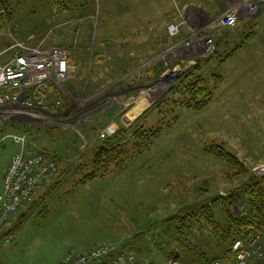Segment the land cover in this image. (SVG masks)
Wrapping results in <instances>:
<instances>
[{
  "label": "rangeland",
  "instance_id": "374dc122",
  "mask_svg": "<svg viewBox=\"0 0 264 264\" xmlns=\"http://www.w3.org/2000/svg\"><path fill=\"white\" fill-rule=\"evenodd\" d=\"M248 4L249 0H64V5L56 0H0V62L11 58L9 48L16 42L53 30L45 45L66 48L75 69L63 85L66 92L54 88L47 94L50 108L41 113L47 120L32 127L29 136L57 163V158L62 161L65 176L54 179L32 212L11 223L14 241L0 250L6 264H56L71 248L86 252L103 244L131 251L142 261L168 264V255L178 245L172 240L176 229L170 219L184 215L186 206L227 196L246 182L238 169L205 152L210 140L243 162L250 174L264 177V71L256 67L264 64L259 57L245 56L264 41V4L254 16L247 13ZM233 10L240 11L241 23L232 31L214 32L222 39L220 43L214 37L216 53L205 59L189 57L183 48L203 36L192 33L201 30L198 22ZM172 24H182L176 37L169 35ZM228 54L232 56L224 64ZM199 63L210 88L215 76L234 77L253 67L263 81L258 87L233 83L226 89V115L219 120L220 133L226 136L219 135L220 140L207 123L212 103L196 112L175 107L167 98L172 82ZM159 65L161 75L149 79L148 71ZM173 70L176 77L171 79L166 74ZM144 99H149V107L128 121V114ZM112 123L117 128L111 136L121 134L114 139L122 144L120 159L126 158V165L120 169L112 162L92 170L93 155L110 137L102 139L101 134ZM26 131L11 123L0 129V188L4 170L21 149L9 135ZM145 131L148 144L141 146L135 138ZM58 170L59 165L55 174ZM93 172L98 178L88 180ZM229 209L233 217H250L248 204ZM216 211L218 220L225 222L220 208ZM198 232L199 227L194 228L192 247H199ZM249 237L256 239L259 250L251 264H264V237L252 232L243 240ZM202 241L215 245L210 238L200 239L203 251L208 247ZM230 244L221 249L220 258Z\"/></svg>",
  "mask_w": 264,
  "mask_h": 264
},
{
  "label": "built area",
  "instance_id": "2783aa9c",
  "mask_svg": "<svg viewBox=\"0 0 264 264\" xmlns=\"http://www.w3.org/2000/svg\"><path fill=\"white\" fill-rule=\"evenodd\" d=\"M249 1L251 4L246 6V10L249 15L254 16L260 9V4H264V0ZM241 19L239 10L222 14L212 21L204 18L198 22L201 30L196 28L192 32L194 35L203 34V36L189 42L183 49L188 51L186 54L189 57L195 56L198 59L214 55L217 48L214 32L219 29L234 30L241 23ZM181 27L182 24L170 25L169 35L178 36L181 33ZM52 32L53 30L42 37L30 35L25 40L16 42L9 48L11 58L6 62H0V129L10 123L25 126L27 129L26 132L9 135L21 146V149L12 158L4 177L3 191L0 194V233L23 205L35 202L40 195L42 185L58 169L56 157L29 140L30 129L44 124L42 121L47 120L41 114L50 108L45 100L47 94L54 88L63 93V90L65 91L63 85L75 74L66 48L45 45V41ZM166 75L174 79L176 70L168 71ZM56 105H60V102L57 101ZM54 125V123L49 124L48 127ZM114 130L113 127H109L101 134V138H108ZM262 173L257 172V175ZM13 241L14 235L11 233L0 237V250ZM255 242L256 239L251 237L233 242L231 264H248L252 258L256 257L259 250L254 247ZM223 261L224 259L221 258L202 264H223ZM0 264L6 263L0 258ZM58 264L155 263L149 260L142 261L135 253L126 249L103 244L86 252L71 248ZM168 264H181V262L172 257Z\"/></svg>",
  "mask_w": 264,
  "mask_h": 264
},
{
  "label": "trees",
  "instance_id": "16d2710c",
  "mask_svg": "<svg viewBox=\"0 0 264 264\" xmlns=\"http://www.w3.org/2000/svg\"><path fill=\"white\" fill-rule=\"evenodd\" d=\"M56 1L64 5V0ZM83 7H88V4ZM162 70L160 65L149 70L148 78L156 79L161 75ZM220 82L221 77L215 76L214 86L210 88L208 86L209 80L202 75V67L201 63H199L172 82L167 98L175 107H186L200 112L213 102L214 91ZM56 133L57 131H55ZM146 134H148L146 131L138 133V137L135 138L141 146H143V143L145 146L148 144L149 139L147 140L148 136ZM120 136V133L110 136L104 142V145L96 150L91 161L92 170L97 171L112 162L120 169L126 165V158L120 159V156L123 154L121 150L122 144L116 143L117 139H114ZM204 149L207 154L215 156L228 167L238 169V172L245 177L246 182L242 187L228 193L227 196L219 195L204 205L186 206L182 210L184 211V215L181 212L180 215L170 219V221L174 222L176 229L175 236H173L175 239L172 238V240L176 244L178 243V245L172 249L168 258L175 257L181 264H202L217 261L224 255L221 249L226 247L228 242L231 241V244L229 249L225 250L227 251L225 256L231 252V246L235 240L244 239L252 232H256L264 237V177L257 178L250 174L243 162L213 140L208 141ZM57 159L59 170L57 174L47 178L44 186H42V193L50 187L52 182H56L54 179L60 181L65 176L62 161L59 158ZM96 178L98 177L95 172L87 175L88 180H95ZM236 204H248L250 217H233L229 208ZM216 208H220V218L223 219L224 216L225 222L218 220L219 215ZM196 227H199V235L196 233V237L199 239L197 240L199 241V247L194 245L192 247L194 239H192L191 235ZM7 234H9L8 231L4 229L0 233V237ZM204 236L205 239H203ZM207 238L215 242V245L211 246L210 242L202 241L206 243L208 252L200 249V239L206 240ZM251 263L250 260L249 264Z\"/></svg>",
  "mask_w": 264,
  "mask_h": 264
},
{
  "label": "crops",
  "instance_id": "0c3cea01",
  "mask_svg": "<svg viewBox=\"0 0 264 264\" xmlns=\"http://www.w3.org/2000/svg\"><path fill=\"white\" fill-rule=\"evenodd\" d=\"M217 16L218 15H216V16L215 15L211 16L209 14L207 15V17H209V18H215ZM258 17L259 16L254 18L251 21V23L253 21L257 20ZM230 31H232V30H230ZM217 37H218V41L221 43L222 39L220 40V37L217 36V33H216L215 34V38L217 39ZM226 45L229 46V45H232V43H229V41H226ZM252 48L253 49H250L248 51V53L246 52L247 54H245V56L251 57V58L259 57V58H261V63L264 64V41H262V45H261L260 48H256V47H252ZM231 56L232 55L229 56V54L226 55L227 59L222 60L223 63L226 64V62L230 59ZM133 58H135V57H133ZM71 64H72V61H71ZM256 67H257V70L260 68L261 70L264 71V66H260V67L256 66ZM254 70H255V68L253 67L252 71H249V72H245L244 71V73L243 72H238L237 75L234 76V77L232 75H228L227 76L226 74L222 75V76L219 75L221 77V82L217 86V89H216V93L218 94V96H216V95L214 96V100H213L212 104L208 107V111H210L212 114H211L210 118L207 120V123L210 125L211 133L214 134L213 135L214 137L217 136L216 140H220L219 135L220 136H226V133H220L221 127H220V123H219V120H220L221 116H224V119H225V115H226L225 110H224V107L226 106V102H225V91H226V89L229 86H231L233 83H237V86H240V85L246 83V84H249L252 87H258L259 84L262 83L263 81L261 79H259V77L257 75H255ZM227 72L229 73V72H232V71H227ZM143 102L147 103L148 106L146 108H148L149 107V99H144L140 103L138 102V104H144ZM128 121H130V119ZM209 125H207V127H209ZM112 127L114 129H116L117 125L115 123H112ZM7 168L3 172V177H2V181H1L0 191L2 190L3 178H4V175H5V172H6ZM43 194H44V191H43V193L41 192V194L38 196V198L35 200L34 203H32L30 205H24L20 209L19 213L17 215H15L10 220V222L8 223V225L5 228V230H7L8 233H12V234L15 235V233L13 232V228L11 226V223H13L14 221H17L23 214L29 213L33 209V207L36 205V203H38V201L42 198ZM230 254H231V252H230ZM62 258L63 257H61L56 264H58L61 261ZM223 259H224L223 264H231V262L233 260V257H232V255H227V256H224Z\"/></svg>",
  "mask_w": 264,
  "mask_h": 264
},
{
  "label": "bare ground",
  "instance_id": "6f19581e",
  "mask_svg": "<svg viewBox=\"0 0 264 264\" xmlns=\"http://www.w3.org/2000/svg\"><path fill=\"white\" fill-rule=\"evenodd\" d=\"M147 106H148L147 103L139 104L136 108H134L132 110V112L130 114H128V116L126 118L131 120L132 118H134L135 116H137L141 111H144V109Z\"/></svg>",
  "mask_w": 264,
  "mask_h": 264
},
{
  "label": "water",
  "instance_id": "95a60500",
  "mask_svg": "<svg viewBox=\"0 0 264 264\" xmlns=\"http://www.w3.org/2000/svg\"><path fill=\"white\" fill-rule=\"evenodd\" d=\"M129 120V119H128Z\"/></svg>",
  "mask_w": 264,
  "mask_h": 264
}]
</instances>
